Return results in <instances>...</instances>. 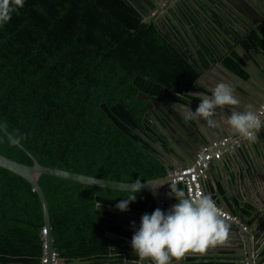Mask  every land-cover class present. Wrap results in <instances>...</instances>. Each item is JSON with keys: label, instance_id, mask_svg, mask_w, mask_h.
<instances>
[{"label": "trees", "instance_id": "obj_1", "mask_svg": "<svg viewBox=\"0 0 264 264\" xmlns=\"http://www.w3.org/2000/svg\"><path fill=\"white\" fill-rule=\"evenodd\" d=\"M212 2L185 5L183 30L171 25L174 41L142 20L141 0H24L0 25V124L11 136H24L20 143L45 166L127 182L163 177L165 167L143 139L155 128L150 103L138 95L153 103H198L189 90L201 89L200 70L216 61L246 76L230 47L232 18ZM249 27L238 42L264 47V33ZM0 153L32 164L1 128ZM39 184L58 257L68 264L138 259L132 237L142 216L157 209L150 192L45 174ZM134 194L128 210L116 207ZM251 210L246 206L244 214ZM44 226L32 185L0 166V264H40Z\"/></svg>", "mask_w": 264, "mask_h": 264}, {"label": "water", "instance_id": "obj_2", "mask_svg": "<svg viewBox=\"0 0 264 264\" xmlns=\"http://www.w3.org/2000/svg\"><path fill=\"white\" fill-rule=\"evenodd\" d=\"M217 1L230 15L233 16L235 20H239L240 22H242L245 28L246 26H249V24L244 21V19L241 17L240 12L248 15V17L251 18L252 21H254V24L252 26H256L259 23L263 25L264 0H247L248 4L246 5H249L252 8L249 6L246 7L244 0H233L235 3H244L243 8L240 7L241 9L239 8L238 12L233 8H230L226 0ZM182 2L186 6H188L186 0H182ZM262 36L264 37L263 34ZM239 46L246 53V57L243 59V69L248 76L247 78H242L234 73L233 75L241 82L250 85V88H244L240 84L236 85L240 89V92L244 94V97L240 98L241 101L239 105L232 107H235V111L243 112L247 110L248 105H251L252 110L257 112V109L260 107V105L264 103V47L259 48L258 52H255V54H251L242 46L241 43H239ZM252 48L256 49L255 46H252ZM215 66H220L222 70L227 71L219 62L215 64ZM209 68H203L200 70V76L196 80L197 83L199 79H206L208 81V79L204 75L211 73ZM220 77L221 76L214 77V83H216V85L219 83H225L222 80L223 77ZM190 92L192 93L200 91H196V89L190 88L189 93ZM200 93L201 96L212 95V92L208 91ZM138 97L150 103L147 112H149V110L157 111L156 105L153 103L149 96L139 94ZM172 103V105H175V108H190L192 111L196 110L198 107V105L194 102H190L188 104H179L174 102ZM228 113L230 114L231 112ZM220 114H222L224 117L226 115L225 112L222 113L221 111H218L216 113L215 117L216 119H218L216 127L204 126L205 128H203L197 124V120L185 121L183 117L177 113L176 109L173 110L170 107H166L165 109H161L158 112V115L156 114L157 116L154 117L153 115H150L151 122L155 125V128H153V134H156L159 140L156 139L155 136V139L150 138V134L148 136L144 135L143 139L147 143L149 142V149L153 151L154 155L162 162L167 173H169L172 169L191 166L196 159L197 153L202 147L209 145V143L211 142H219L224 138L226 139V141L221 144L222 151H224L226 148L231 147V149L233 148L235 152L243 154L247 157L250 156L251 150L255 152L253 140H247L240 137L238 134L233 133L231 129L224 123V120L220 118ZM260 115L262 117V121H264V110ZM0 128L9 137L11 136L1 124ZM159 134L161 135V138ZM256 138H258V140L261 139L262 141H264V127H262L256 133ZM140 143L143 144V141ZM18 146L28 154V156L32 160V164H24L18 162L0 153V166L20 175L21 177L29 181V183L32 185L33 190L39 197L44 224L48 230V233L45 237L46 249L44 252L45 256L48 258V262L46 264H52L51 255L54 252V249L52 245L53 237L51 234L48 202L46 200L44 191L39 184L40 175H50L58 178L76 181L82 184L114 190H131L134 183H136L99 178L87 174L64 170L58 167L45 166L38 162V160L35 159L34 156L28 150H26L21 143H19ZM223 157L224 155L222 154V158ZM216 165H220V163L216 162L215 159H211L209 161L207 169L205 171L206 179L209 178V170H211ZM167 173L163 177H158L147 181H140V190H146L150 192L155 199L157 208L162 210L165 214H167L168 212V210L165 209L166 207H168V201L164 199L163 193L164 191H166L167 193H171V187L170 185H168L170 182V178ZM162 183L165 184V186L161 191H158L157 188ZM216 202L220 207L224 204L221 203L219 198L216 200ZM222 209L227 211L229 214H232V210L230 208L222 207ZM262 216H264V212H262L260 216H255L254 221H256L258 218H261ZM236 217L239 220L238 223L231 220H226L230 225V231L228 239L223 244H218L215 247H210L204 254L190 252L186 254L184 259L179 262V264H183L189 257L195 258L198 261H214L220 259L235 261L237 262L236 264H264V225L261 226L262 222H260L259 224L250 226V224L245 220L244 217L238 215ZM261 221H264V217L261 219ZM250 235L252 236V239H250ZM75 261H79V259H75ZM146 262H148V264H153L151 259H145V262L135 261L133 263L147 264ZM58 263L66 264L65 259L63 258H58ZM172 264H177V262L173 260Z\"/></svg>", "mask_w": 264, "mask_h": 264}, {"label": "clouds", "instance_id": "obj_3", "mask_svg": "<svg viewBox=\"0 0 264 264\" xmlns=\"http://www.w3.org/2000/svg\"><path fill=\"white\" fill-rule=\"evenodd\" d=\"M23 6L24 0H0V25L7 23L11 19V13ZM239 103L240 100L232 87L219 83L212 90L211 96L201 97L195 111L185 108L181 110L180 115L185 121L202 118L208 126L216 127V121L213 119L216 110ZM261 118V115L248 105L247 110L243 112L232 111L231 115L224 119V123L240 137L255 140L256 133L264 127ZM24 138L22 135H13L9 140L11 144L18 145ZM177 185L172 183L170 187L171 193L179 203L173 205L167 214L157 208L152 214H144L141 218L140 228L132 237V247L141 260L151 259L153 264H172L175 260L179 264L186 254H204L210 247L223 244L229 237L230 225L211 194L197 192L186 195ZM140 189L141 184L137 180L130 191L137 193ZM135 200L136 194L129 195L116 207L126 211L129 204ZM238 222L239 220L236 223Z\"/></svg>", "mask_w": 264, "mask_h": 264}, {"label": "crops", "instance_id": "obj_4", "mask_svg": "<svg viewBox=\"0 0 264 264\" xmlns=\"http://www.w3.org/2000/svg\"><path fill=\"white\" fill-rule=\"evenodd\" d=\"M210 1H213V3L216 4L215 6H216V10L218 8L217 10V12H219L218 14L226 15L232 18L231 23L234 26L235 30L228 32V33H231L230 35H231V42H232L231 46L230 45L229 46L242 58V60L246 57V53L239 46V43H241L242 46L247 51H249V53L251 54L252 53L255 54V52H258L259 48L253 49L252 47H250L249 44H247L244 41L238 42L239 34L241 33V35L243 36L247 32L246 31L247 29L243 26L242 22H240L239 20H235L233 16L230 15L217 0H210ZM226 1H227L228 6L230 8H233L237 12L239 8L240 7L243 8V5H244L243 2L235 3L233 0H226ZM244 2H245V5L248 4L247 0H244ZM248 6L246 5V7ZM240 13H241V17L244 19L245 22H247L250 25L254 24V21H252V19L249 18L248 15H245L242 12ZM263 24H264V19H263ZM257 26L260 30L259 32L264 33V28H263L264 25H261V23H259L258 25L256 26L254 25L253 27H257ZM253 27H251V29L255 30ZM225 53L229 54L231 52L226 50ZM221 65L227 71L222 70L220 66L212 67L210 69L211 73L209 72L210 74L204 75L206 76L208 81L206 79H199L198 85L201 87V89L200 90L196 89V91L212 92V90L215 88V86L213 85H216V83H214V77L221 76L220 78L223 77L222 80L226 84L232 87V89L234 90V94L241 101L240 98H243L244 94L240 92V89L236 85L240 84L244 88H250V85H247L244 82H241L240 80L236 79L233 73L242 77L236 71L225 67L222 63ZM243 71L245 72L244 69ZM247 76L248 75L246 73V76L242 78H247ZM200 92H192V93L190 92L191 95L199 97L200 101L196 103L197 105H199V103L201 102L202 96ZM179 110L181 112L182 109L180 108ZM235 110H236L235 107L224 106L223 108L217 109L216 113L218 111H221L222 113L225 112L226 113L225 117H227L231 115V113L229 114L228 112H232ZM225 117L222 114H220L221 119L224 120L226 119ZM213 119L216 121V123H218V119H216V117H214ZM197 124L203 128H205L204 126H208L207 122L204 121L202 118L197 119ZM222 140L223 139H221L219 142H221ZM253 144H254L255 152L251 150V154L248 157L244 156L243 154L235 152L233 148L231 149V147L226 148L224 151H222L221 144H219L216 147H213L212 148L213 152L217 150L221 151L220 157L214 158L216 162L220 163V165H216L211 170H209L208 179H206V174H205V180L203 181V186H204V194H211L213 200H217L219 198L221 203H224L223 206L221 205V207H228L231 210H233L238 216L244 217L245 220L250 224V226H254L255 224H259L260 222H262L261 226H263L264 221H261V219L264 216H262L261 218H258L256 221L254 220H255V216H260L261 213L264 212V141H262L261 139L258 140V138H256L255 140H253ZM222 154L224 155L223 158H222ZM168 185H171V182H169ZM164 186L165 184L163 183L160 184L157 190L161 191L164 188ZM179 189H182V188L180 187ZM163 196H164V199L168 201V207L165 208L167 210L171 206L179 203L178 199L172 193H167L166 191H164ZM246 206H249L252 208V210L248 213L249 215L244 214V208H246ZM251 237L252 236L250 235V239H252ZM191 259L192 257H189L187 260H191ZM135 261L145 262V260H141L138 256L137 260H127V261L125 260L122 264H134L133 262ZM74 262H78V261L74 260ZM146 263L148 264V262ZM194 263L195 264H198V263L206 264L205 262L203 261L199 262L198 260H195ZM212 263L213 264H236L237 262L218 259L217 261L212 262ZM84 264H88V262L85 261ZM183 264H186V261Z\"/></svg>", "mask_w": 264, "mask_h": 264}, {"label": "built area", "instance_id": "obj_5", "mask_svg": "<svg viewBox=\"0 0 264 264\" xmlns=\"http://www.w3.org/2000/svg\"><path fill=\"white\" fill-rule=\"evenodd\" d=\"M263 110L264 103L261 104L260 107L257 109V114L263 113ZM225 140L226 139L224 138L221 142H213L209 145L202 147L197 153L196 159L194 160L191 166L172 169L168 173L171 184L176 183V185H180L186 195H188L189 193L195 194L197 192H201L204 194L203 181L205 180V170L207 169V165L211 159L219 158L221 155V151L217 150L213 152L212 148L224 143ZM214 201L217 204L216 200ZM217 207L222 211L226 220H231L233 222L238 221L234 215H231L227 211L223 210L218 204ZM47 233L48 230L44 226L41 230L44 252L46 249L45 237ZM58 258V254L54 251L51 255L52 264H59ZM47 262L48 258L44 254L41 259V264H46Z\"/></svg>", "mask_w": 264, "mask_h": 264}, {"label": "flooded vegetation", "instance_id": "obj_6", "mask_svg": "<svg viewBox=\"0 0 264 264\" xmlns=\"http://www.w3.org/2000/svg\"><path fill=\"white\" fill-rule=\"evenodd\" d=\"M141 1L144 3L143 7L145 9V11H141L142 20L144 22H148V23L150 22L151 24L154 23L157 26L159 32L163 36H166V37L168 36L169 39L176 41L173 33L171 32L173 29L171 25L173 22L174 24H176V27L181 28L180 14L183 12L184 7H186L185 4L182 2V0H141ZM186 1L188 3L187 4L188 6L189 5L194 6L195 4H197V2L199 0H194V1L193 0H186ZM137 4H140V3L137 1ZM175 13L178 14L179 16L177 17ZM189 35H191V32H189ZM218 62L219 61L211 63V66H209L210 68L209 67H207V68L211 69ZM219 63H221V62H219ZM155 103L154 104L156 105L157 111L149 110V112H151V114L154 117L158 115V112L161 109H165L166 107H170L173 110L176 109L177 113L180 114V110H179L180 108H178V107L173 108V105H172L173 103L167 99L157 100V101H155ZM154 136L156 137V139H158L156 134L154 135L153 133H150V138L155 139ZM159 136L161 138L160 134H159ZM148 146H149V142H148ZM217 260H214V262ZM199 262H201V261H199ZM203 262H205L206 264L212 263V261H208V260H203Z\"/></svg>", "mask_w": 264, "mask_h": 264}]
</instances>
